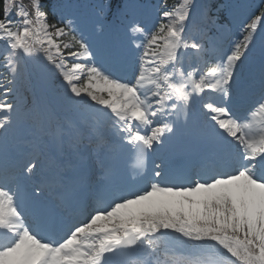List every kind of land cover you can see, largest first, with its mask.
Masks as SVG:
<instances>
[{
	"label": "snow or ice",
	"instance_id": "obj_1",
	"mask_svg": "<svg viewBox=\"0 0 264 264\" xmlns=\"http://www.w3.org/2000/svg\"><path fill=\"white\" fill-rule=\"evenodd\" d=\"M89 8L0 0V264H264V0Z\"/></svg>",
	"mask_w": 264,
	"mask_h": 264
}]
</instances>
